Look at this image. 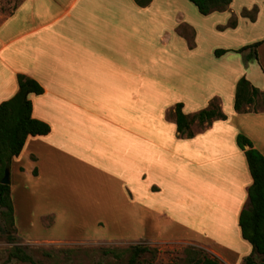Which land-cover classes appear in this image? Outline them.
Returning <instances> with one entry per match:
<instances>
[{
  "label": "crops",
  "instance_id": "crops-1",
  "mask_svg": "<svg viewBox=\"0 0 264 264\" xmlns=\"http://www.w3.org/2000/svg\"><path fill=\"white\" fill-rule=\"evenodd\" d=\"M233 8L231 0L224 12L204 17L188 0H152L145 7L133 0H21L10 13L0 12V103L16 93L17 75L33 79L44 92L29 96L31 115L50 127L46 136L28 137L9 168L19 238L43 240L30 233L56 226V221L47 227L33 223L30 208L23 204L30 196L24 184L42 190L44 179L50 177L54 184L93 183L105 192L114 184L110 193L120 205L131 193L134 212L135 201L140 212L145 197L149 214L153 208L159 210V222L149 219L155 233L149 239L194 244L224 264L243 263L251 246L241 237L238 217L252 180L236 136L247 137L263 156L264 137L240 127L229 130L227 119L212 122L192 139H177L175 125L170 137L162 129L142 131L149 138L155 136L144 146L151 157L146 161L141 159L139 126L140 107L145 114L150 98L153 104L156 96L172 99L170 90L184 92L188 101L179 98L173 103L181 101L188 115L187 106L194 111L215 93L227 101L232 94L234 99L242 76L251 85L259 82L257 74L255 79L250 73L236 74L239 62L226 60L231 52L216 57L215 48L201 45L198 27L203 19L225 30L216 32L225 37L221 43L232 42L229 34L244 20H235V30L227 27L235 15ZM260 29L262 34L264 23ZM262 48L264 43L256 52ZM257 64L264 71L258 57ZM209 90L212 93L204 97ZM105 119L122 124L107 126ZM125 156L131 158L127 176L122 171ZM188 199L193 207L186 223L196 222V235H167L182 209L174 208V202Z\"/></svg>",
  "mask_w": 264,
  "mask_h": 264
},
{
  "label": "rangeland",
  "instance_id": "rangeland-1",
  "mask_svg": "<svg viewBox=\"0 0 264 264\" xmlns=\"http://www.w3.org/2000/svg\"><path fill=\"white\" fill-rule=\"evenodd\" d=\"M20 1L0 0V12L3 14L10 13ZM263 2L264 0H234L233 9L235 15L231 18L230 22L240 17H243L244 20H242L238 31L229 34L232 37L230 38L232 40L230 44L221 43L220 38L225 37L221 35L217 36L216 34V32L225 30L220 31V29L210 25L211 23L208 24L206 22L208 20L203 19L202 24L198 27V35L202 47L204 49L215 48L216 50H229L231 52L234 51L232 49L238 50L244 46H251L264 38V31L262 34L260 33V24L264 23ZM258 11H261L259 18L256 17L259 14ZM245 13L248 16H245ZM256 18L258 20L254 24ZM227 27L235 30L234 27H229L228 25ZM182 31L186 32L184 29ZM188 33L190 34V32ZM249 51L245 50L241 53L231 52L226 60L229 63L232 61L234 63L235 61L239 62L237 64L239 66L236 69L237 75L242 71L247 75L249 73L252 74V79H255L257 74L260 80L259 82L253 80L255 83L253 84L252 82V85L259 89L264 87V71L257 64V58L247 59L245 57ZM256 53L259 60L264 64V48ZM170 91L173 94L172 99L169 98V95H166L164 98L156 96L155 104H153L151 103L152 98H150V105L147 107L148 110L145 114L143 113L144 109L140 107L141 159L143 157L146 161H151V157L144 149V146L147 145L146 141L148 140L155 141V136L150 135L149 138L145 135L147 133H143L142 131L162 129L165 130V135L168 134V137H170L173 133L171 129H174L172 127L174 125L173 106L177 103L173 102L179 98L183 100L182 102L188 101L183 95L184 92L182 93V90H175L176 92ZM211 93L212 90L206 91L204 97ZM232 100V94L227 101L224 95L215 93L207 102H204L205 104L197 106L196 110L193 111L194 107L188 108L189 106H187L186 111L189 113L188 116H192L197 111L207 108L211 102L217 101L222 112L227 116L225 125L229 127V130L240 127V129H245V131L255 137H264V119H259L264 116V88L260 91L256 104L250 106L249 111L245 113H236L233 109ZM124 113L126 114V112ZM255 115H257L256 119H254ZM126 119L129 122L132 121L130 116H127ZM105 120L107 126H112L113 123L118 126L122 124L120 121L116 123L115 120ZM134 123H136L135 120ZM123 126L125 129L131 130V127H127L126 124H123ZM191 130L195 134L201 132L196 122L192 124ZM134 131L136 130L134 129ZM110 132L109 128L105 129V134L108 135ZM127 142H129L130 146L131 141L127 140ZM124 144L126 146V141ZM122 162V171L127 176L126 174L131 170L130 156H125ZM51 180L52 178L50 177L44 179V184H41L44 187L42 190H36L33 184H24V188L29 191L30 196L24 199L26 202H23V204L26 209L30 208V215L35 225L36 221H39L43 226L47 227L53 225L56 221L55 228L30 233L32 237L43 240H28L19 238L17 232L12 233L7 226L5 228V221L3 218H0V226L6 232L5 234L0 232V264H30L15 259H7L10 249L14 246L22 248L35 264H130L131 255L129 248L135 245L149 249V251L143 253L137 259L136 264H188L189 258L194 256L192 249H201L209 257H215L209 250L194 244L149 239L155 234L153 233V225L150 224L149 219L159 222L160 217L158 216L159 210L157 208H153L149 214L146 197L143 198L144 200H140V212L137 209V202L135 201L136 211L134 212L130 205V199H133L131 193L127 194L129 199L122 201V205H120V202L116 201L113 194L110 193L114 188V184H109V189L105 192L104 190H100L102 187H98L97 184L93 183L54 184L52 182L54 180ZM47 181H51V184ZM188 201L189 199L185 202L183 200L174 202V208L182 209L175 214L176 218L172 220L175 227L170 226L167 235H171L172 237L196 235V222L191 221L190 225L186 223V220L190 222V208L193 207H190L189 204L191 202ZM137 212L140 215L139 217ZM182 216L185 217V220L181 218ZM178 217L179 219H177ZM95 234L98 236H94ZM7 235L13 238L12 242L6 239ZM71 237L76 238L72 239ZM220 263L224 264L222 261Z\"/></svg>",
  "mask_w": 264,
  "mask_h": 264
},
{
  "label": "trees",
  "instance_id": "trees-1",
  "mask_svg": "<svg viewBox=\"0 0 264 264\" xmlns=\"http://www.w3.org/2000/svg\"><path fill=\"white\" fill-rule=\"evenodd\" d=\"M139 7H145L152 0H133ZM201 16H209L213 13L224 12L231 0H188ZM244 15V14H243ZM245 16H248L245 13ZM236 21L229 22V27H235ZM264 43V40L256 42L251 46H244L231 52L241 53L250 50L245 56L247 59L257 58L256 50ZM229 52L228 50H215L214 55L220 57ZM17 91L8 100L0 103V180L6 169L10 168L11 162L18 157L28 137L46 136L50 127L31 115L32 105L30 95L39 96L43 94L42 86L35 80L24 75H17ZM260 95L259 89L242 76L238 79L234 89L233 109L236 113L249 111L250 106L256 104ZM258 111V110H253ZM173 123L175 125V136L177 139H192L195 133L191 130L193 123H197L201 131L209 127L214 121H225L226 115L222 112L219 103L211 102L207 108L201 109L188 116L183 111V104L176 103L173 106ZM236 145L243 151L247 168L252 183L247 189V203L242 208L238 217V226L241 237L251 246V253L244 258L242 264H264V156L255 148L251 141L244 135L236 136ZM36 175V170L33 171ZM0 218L5 221V228L16 233L14 226V210L10 196V183H0ZM0 232L6 233L0 226ZM9 242L13 241L10 235L6 236ZM194 256L189 258L188 264H221L215 257H209L201 249H192ZM130 264H136L137 259L145 252L147 247L135 245L129 248ZM8 260H18L35 264L25 254L24 250L14 246L8 253Z\"/></svg>",
  "mask_w": 264,
  "mask_h": 264
},
{
  "label": "water",
  "instance_id": "water-1",
  "mask_svg": "<svg viewBox=\"0 0 264 264\" xmlns=\"http://www.w3.org/2000/svg\"><path fill=\"white\" fill-rule=\"evenodd\" d=\"M0 183L3 185H8L10 183V171L6 169Z\"/></svg>",
  "mask_w": 264,
  "mask_h": 264
}]
</instances>
